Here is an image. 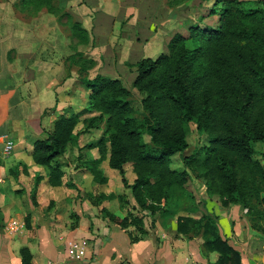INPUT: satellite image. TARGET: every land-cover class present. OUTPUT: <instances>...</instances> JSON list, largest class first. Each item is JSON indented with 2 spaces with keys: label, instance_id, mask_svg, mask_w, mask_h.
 Masks as SVG:
<instances>
[{
  "label": "trees",
  "instance_id": "trees-1",
  "mask_svg": "<svg viewBox=\"0 0 264 264\" xmlns=\"http://www.w3.org/2000/svg\"><path fill=\"white\" fill-rule=\"evenodd\" d=\"M20 3L24 10L45 7L57 15L51 0ZM261 3L263 6L248 0H214L210 12L218 15L216 26L193 24L187 35L177 32L170 38L167 52L131 64L136 71L131 86L141 95L140 108L119 78L103 74L83 77L88 90L86 107L58 113L51 131L32 143V159L46 168L47 182L52 186L68 184L64 182V163L58 158L80 134L104 122L100 137L79 147L77 160L82 162L83 149L96 148L98 157L82 164L94 181L104 183L98 165L107 158L109 167L117 170L129 187L137 211L178 210L189 168L203 181L207 194L219 196L222 205L238 204L248 215L262 216L264 165L254 158L256 143H260L259 154L264 159V0ZM70 29L79 43L89 42V32L81 23H71ZM188 41L194 45L188 46ZM88 62L89 67L94 60ZM80 67L85 69V65ZM88 113L94 115L82 118ZM79 123L82 128L77 130ZM190 123L207 135V144L189 155L182 154L186 169H172V156L188 147ZM127 167L135 176L131 184L125 178ZM40 179L35 176L36 185ZM113 197L122 199L120 194L107 196ZM137 211L119 223L122 227L133 225L143 233L144 213ZM104 212L114 220L113 214ZM203 217L202 235L208 237L205 247L219 254L217 261L209 264H242L240 252L220 233L217 217L207 213ZM197 221L178 216L176 230L191 238L192 224ZM3 229L0 212V233ZM20 255L22 264H32L27 248H21Z\"/></svg>",
  "mask_w": 264,
  "mask_h": 264
},
{
  "label": "crops",
  "instance_id": "crops-1",
  "mask_svg": "<svg viewBox=\"0 0 264 264\" xmlns=\"http://www.w3.org/2000/svg\"><path fill=\"white\" fill-rule=\"evenodd\" d=\"M99 19L98 24L108 22V19ZM20 41L31 44L29 39L21 38ZM18 45L19 40L13 43V46ZM107 71L96 73L116 77ZM49 90L41 99L44 106L57 110L45 114L41 110L44 106L34 114L20 112L17 100L11 106L7 95L0 94V138L1 133H5L14 142L10 159L0 161V212L4 222L0 233V264H22L21 248L29 250L32 264H207L197 237L187 238L177 232L180 213L164 228L158 214L146 215L147 211H143V233L133 225H120L119 220L128 213H136L137 207L128 188L123 189L121 175L109 176L107 158L98 165L106 178L104 183L94 181L84 167L83 160L98 157L96 148L83 151L82 162L77 161V168L70 164L65 152L58 159L64 163V182L68 184L52 186L47 182V175L42 173V166L34 163L31 150L35 139L44 138L51 131L58 110L64 107L59 102L56 105L55 98L52 102ZM35 94L39 95V91ZM83 104L86 106V100ZM91 131L80 134L70 145L74 147L71 160H77L79 147L98 138V133L93 137ZM37 175L41 179L36 185ZM125 176L131 178V184L135 176L130 167L126 168ZM109 194H120L122 199L107 198ZM232 209L214 211L220 233L230 244L233 240L242 264H264L263 222H256L258 219L248 215L246 208L234 213ZM104 210L113 214L114 220L109 219ZM190 215L198 216L197 212ZM69 240L85 242L82 258L68 257L66 242Z\"/></svg>",
  "mask_w": 264,
  "mask_h": 264
},
{
  "label": "rangeland",
  "instance_id": "rangeland-1",
  "mask_svg": "<svg viewBox=\"0 0 264 264\" xmlns=\"http://www.w3.org/2000/svg\"><path fill=\"white\" fill-rule=\"evenodd\" d=\"M248 1L259 6L263 0ZM51 2L57 15L48 12L45 7L34 12L32 7L24 10L20 0H0V94L7 95L11 106L15 105L14 102L17 100L20 112L25 110L34 114L46 105L41 96L49 88V92L52 91L50 94L52 102L55 98L56 105L59 102L64 106L58 110L59 113L66 109L79 111L86 107L83 103L86 100L87 105L88 96V90L81 79L93 78L99 74L97 71L105 70H109L106 73L115 75L130 89L132 100L136 107L140 108L141 95L131 86L136 75L131 64L141 58H156L160 53L167 52L170 38L177 32L187 35L189 27L193 24L213 27L218 21V15L210 12L214 0H51ZM99 18L108 19V22L98 24ZM75 21L81 23L89 32L87 44L79 43L72 36L70 27ZM21 38L29 39L31 44L20 41ZM17 40L18 47L13 46ZM193 45L192 41H188V46ZM93 58L96 60L88 67V61ZM81 65H85V69L81 68ZM36 91H39V95L35 94ZM55 109L57 110L56 107L44 106L41 110L42 114H45ZM92 115L94 113H88L82 118ZM99 124L97 129L90 130L93 137L94 133H98L100 137L105 129L104 122ZM80 128L81 123L76 126L77 130ZM6 137L11 139L9 135L1 133L0 151L3 157L0 161L5 162L13 154L14 146L13 142L12 148L9 151L5 150ZM144 140L148 142V137L144 136ZM187 141L188 147L184 152L172 156L170 162L172 169H186L182 154L189 155L200 150L207 144L208 138L206 134L197 131L195 124L190 123ZM69 147L67 149L69 151H66L68 159L70 164L77 168L78 162L81 161L76 158L70 159L74 154V147ZM255 147L257 153L254 154V158L264 165V159L259 154L262 146L256 143ZM83 151L85 152L84 149ZM109 169L111 177L119 173L115 169L110 167ZM41 171L46 173L47 170L43 167ZM187 171L189 177L185 191L177 201L176 208L179 209H161L154 214L147 211L146 215L158 214L162 219V226L166 228L178 213L192 217L190 214L197 212L198 221L192 224L191 230L194 235L191 237H197L199 240L207 264L213 263L217 261L219 254L205 247L204 243L208 237L202 235V225L205 221L203 214L214 215L215 210L226 211L228 208H233L234 213L244 208L232 203L222 205L219 196L207 194L206 186L196 177V173L189 168ZM130 179L126 178L127 183ZM127 188L129 190V187L124 185L123 189ZM208 197L214 200H209ZM261 197L264 198V192ZM261 211L262 216L254 219H258L256 222L259 221L261 224L263 222L264 226V204ZM137 213L144 212L138 208ZM231 245H234L233 240Z\"/></svg>",
  "mask_w": 264,
  "mask_h": 264
},
{
  "label": "built area",
  "instance_id": "built-area-1",
  "mask_svg": "<svg viewBox=\"0 0 264 264\" xmlns=\"http://www.w3.org/2000/svg\"><path fill=\"white\" fill-rule=\"evenodd\" d=\"M7 140L5 141V150L9 151L13 146V141L6 137ZM84 246L85 242L77 243L73 240H69L66 242V251L67 255L70 259H80L84 255Z\"/></svg>",
  "mask_w": 264,
  "mask_h": 264
}]
</instances>
